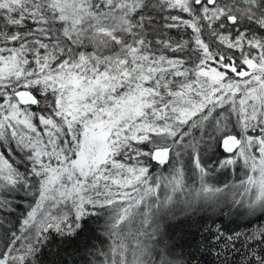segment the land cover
<instances>
[{"label":"snow or ice","instance_id":"obj_1","mask_svg":"<svg viewBox=\"0 0 264 264\" xmlns=\"http://www.w3.org/2000/svg\"><path fill=\"white\" fill-rule=\"evenodd\" d=\"M0 264H264V0H0Z\"/></svg>","mask_w":264,"mask_h":264}]
</instances>
